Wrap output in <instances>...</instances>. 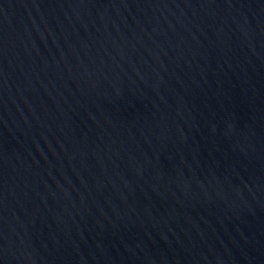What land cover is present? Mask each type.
<instances>
[{"label": "water", "instance_id": "obj_1", "mask_svg": "<svg viewBox=\"0 0 264 264\" xmlns=\"http://www.w3.org/2000/svg\"><path fill=\"white\" fill-rule=\"evenodd\" d=\"M0 264H264V0H0Z\"/></svg>", "mask_w": 264, "mask_h": 264}]
</instances>
